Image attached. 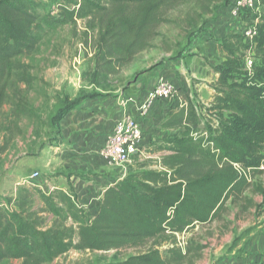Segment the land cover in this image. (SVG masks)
<instances>
[{
  "label": "trees",
  "instance_id": "obj_1",
  "mask_svg": "<svg viewBox=\"0 0 264 264\" xmlns=\"http://www.w3.org/2000/svg\"><path fill=\"white\" fill-rule=\"evenodd\" d=\"M65 1L57 13L41 15L39 0H0V110L10 104L16 115L34 117L23 85L34 86L38 76L23 58L38 49L47 29L85 20L87 31L97 32L90 79L101 92L89 96L95 98L111 93L113 78L153 47L157 28L170 21L164 11L181 0ZM260 3L264 6V0ZM210 5L211 0L201 2L205 9ZM257 17L260 64L243 70L244 38L234 30L222 37L225 59L213 67L219 76L211 85L209 114L183 89L177 96L181 107L160 123L171 131L161 146L167 152L162 168L136 169L119 178L104 191L96 213L79 205L70 174L67 191L21 186L14 196L0 193V264H49L71 250L143 247L152 240L145 251L102 264H195L205 245L189 240L183 248L177 234L221 218L229 203L245 211L257 207L247 194L251 190L264 198V181H252L257 174L264 177V11ZM78 107L70 103L56 120ZM47 212L53 223L46 227ZM163 243L169 245L166 255L159 247Z\"/></svg>",
  "mask_w": 264,
  "mask_h": 264
},
{
  "label": "rangeland",
  "instance_id": "obj_2",
  "mask_svg": "<svg viewBox=\"0 0 264 264\" xmlns=\"http://www.w3.org/2000/svg\"><path fill=\"white\" fill-rule=\"evenodd\" d=\"M39 1L43 4L39 10L41 15L55 14L60 2L66 4L65 0ZM201 2L207 3L208 0H181L175 7L164 11L165 17L170 21L157 28L158 36L151 42L153 47L139 53L119 78H113L110 86L113 91L109 96L118 88L127 89L135 81V77L145 71L164 69L163 79L171 81L177 88L175 99L178 94L184 95L185 89L197 104L198 95L203 96L204 93V88L199 91L200 86H211L215 82L216 74H219L213 67L222 62L224 57L215 51L219 30L217 27L227 21L229 28H232L229 19L231 14L229 17L226 15L231 10L232 0H211L208 9L203 8ZM96 34V31H87L85 20L59 26L54 30L47 29L38 49L23 58L31 64L33 74L38 76L34 86L23 85L35 115L33 118L16 115L10 104L0 110V193L14 196L21 186L51 192V187H62L65 184V188L70 190L67 182V174L70 173L61 168L57 161L66 142L61 137L56 115L72 102H77L78 109H81L84 104L106 95L89 98L91 94L101 92L90 79L94 67ZM208 42L212 43L205 47L208 49V56L202 57L198 52L199 46ZM243 54L242 68L248 71L246 49ZM261 55V51L255 52L253 65L260 64ZM218 57L220 58L217 59ZM206 98L204 95V99ZM201 101L199 99L200 110L203 114H209L208 107ZM34 170L39 171V177L24 183L22 180ZM78 175L82 180H90L94 173L86 171ZM258 180L264 181L262 174L253 176L252 181ZM247 194L254 199L257 207L245 211L240 206L229 203L227 212L221 218L210 224H196L177 235L178 245L183 248L189 240L205 245L195 264H224L234 257L258 259L255 264H264V251L259 249V235L263 233L261 225L264 224V198L251 190ZM41 205L42 201L37 197L36 209ZM44 216L47 217L46 227L50 226L53 223L52 215L47 212ZM153 242L152 240L143 247L106 251L71 250L49 264H102L120 261L147 250ZM159 247L166 255L169 245L163 243ZM20 263V260H11L3 264Z\"/></svg>",
  "mask_w": 264,
  "mask_h": 264
},
{
  "label": "crops",
  "instance_id": "obj_3",
  "mask_svg": "<svg viewBox=\"0 0 264 264\" xmlns=\"http://www.w3.org/2000/svg\"><path fill=\"white\" fill-rule=\"evenodd\" d=\"M228 11L226 15L229 17L230 9ZM217 28L219 29L217 31L219 35L217 34L216 36L218 39L216 40L215 51L223 55L224 57L222 59L224 60L225 53L221 52L219 42L221 37L231 31V29L227 21L218 25ZM210 44L212 43L208 42L199 46L198 52L202 57H204L203 55L208 56V49L205 47ZM163 74L164 69L145 71L136 76L135 81L127 89L123 90L124 88H119L113 92L112 96L104 95L98 100L90 101L84 104L81 109L71 111L61 120L60 134L65 140L66 146L61 151V156L58 157L59 159L57 161L61 168L70 173L69 178L77 201L86 210L96 213L100 209L104 191L107 187L117 183L121 174L119 167L109 165L105 162L100 151L105 146L116 119L121 117L126 110L132 115H137L136 104L123 105L121 103L122 94H131L140 103L143 101L146 92L152 89L163 78ZM217 78L218 75L216 74L215 81ZM199 91L206 93H203V96L202 94L198 95L200 100L209 102L214 99L215 90L209 84L201 85ZM204 95L207 96L206 99H204ZM179 99L181 98L177 97L174 100L159 102L154 112H150L144 124V141L155 153L162 154V157L167 152L161 149V146L165 143L171 131L162 129L160 123L169 111H176L181 107L182 100ZM152 163H154L153 160L144 162L139 169H147L149 164L151 165ZM86 171L94 173L90 180H82L77 175L78 173ZM65 186H53L51 190L61 188L67 191ZM262 226L263 230L261 232L263 233L259 235V244L261 245L259 249L264 251V224ZM255 261L257 262L258 259L252 260L245 257L237 259L234 257L224 264H255Z\"/></svg>",
  "mask_w": 264,
  "mask_h": 264
},
{
  "label": "built area",
  "instance_id": "obj_4",
  "mask_svg": "<svg viewBox=\"0 0 264 264\" xmlns=\"http://www.w3.org/2000/svg\"><path fill=\"white\" fill-rule=\"evenodd\" d=\"M230 14L231 30H234L244 38L246 44L245 62L249 71L253 68V58L257 49L258 17L264 11L260 0H232ZM246 14L253 15V19L245 18ZM177 88L171 81L160 79L157 84L146 92L142 102L138 103L131 94H122L121 103L136 104L137 115H132L127 110L116 119L113 130L105 146L101 149V156L109 165L120 168L119 178L125 177L129 172L139 169L141 164L153 160L147 169H160L162 154L155 153L144 141V124L150 112H154L159 102L174 100ZM124 93V92H123ZM204 106L210 108L211 104L201 101ZM238 170L241 165L234 164ZM40 175L38 170L24 178L25 183L36 179ZM178 235V234H177Z\"/></svg>",
  "mask_w": 264,
  "mask_h": 264
},
{
  "label": "bare ground",
  "instance_id": "obj_5",
  "mask_svg": "<svg viewBox=\"0 0 264 264\" xmlns=\"http://www.w3.org/2000/svg\"><path fill=\"white\" fill-rule=\"evenodd\" d=\"M153 143V142H152Z\"/></svg>",
  "mask_w": 264,
  "mask_h": 264
}]
</instances>
